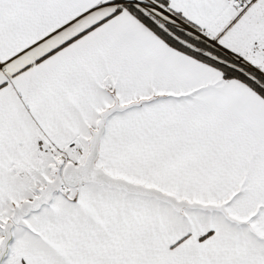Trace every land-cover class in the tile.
Wrapping results in <instances>:
<instances>
[{
	"label": "snow or ice",
	"instance_id": "6c2138e0",
	"mask_svg": "<svg viewBox=\"0 0 264 264\" xmlns=\"http://www.w3.org/2000/svg\"><path fill=\"white\" fill-rule=\"evenodd\" d=\"M0 264H264V0H0Z\"/></svg>",
	"mask_w": 264,
	"mask_h": 264
}]
</instances>
